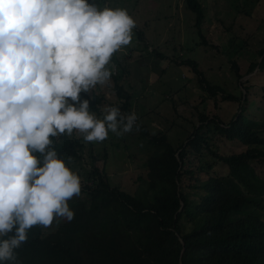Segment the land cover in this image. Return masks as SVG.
<instances>
[{"label": "trees", "instance_id": "1", "mask_svg": "<svg viewBox=\"0 0 264 264\" xmlns=\"http://www.w3.org/2000/svg\"><path fill=\"white\" fill-rule=\"evenodd\" d=\"M184 2L200 28L204 22L201 4L198 0ZM117 55L112 62L119 66ZM258 55L260 61L251 63L245 76L256 68L264 69V49ZM183 63L192 67L211 96L241 102L240 112L228 123L200 113L198 126L186 143L177 146L165 135L150 136L140 126L148 157L133 193L111 186L103 168L83 173L81 141L68 136L53 138L59 158L71 170H79L76 174L85 181L81 194L89 202L69 201L77 214L62 229L45 234L44 228L33 227L27 243L17 250L23 264H264V177L257 171L264 166V120L260 125L244 115L245 82L249 80L240 82L245 93L240 98L207 82L191 60ZM231 66L235 78L242 79L236 62ZM117 77V73L111 77L118 98L112 106L127 114L131 96ZM81 99L89 100L90 112L100 114L103 96L81 93ZM214 131L244 149L218 154L209 144V134ZM204 158L222 164L227 173L210 176L212 166ZM77 222L78 226H71Z\"/></svg>", "mask_w": 264, "mask_h": 264}, {"label": "clouds", "instance_id": "2", "mask_svg": "<svg viewBox=\"0 0 264 264\" xmlns=\"http://www.w3.org/2000/svg\"><path fill=\"white\" fill-rule=\"evenodd\" d=\"M125 8L95 0H0V264H23L17 250L33 227L72 222L81 178L53 138L103 143L140 130L135 111H89L81 93L111 83L114 54L132 41Z\"/></svg>", "mask_w": 264, "mask_h": 264}, {"label": "rangeland", "instance_id": "3", "mask_svg": "<svg viewBox=\"0 0 264 264\" xmlns=\"http://www.w3.org/2000/svg\"><path fill=\"white\" fill-rule=\"evenodd\" d=\"M95 2L101 8H125L136 21L131 43L118 52L120 65L112 62L111 68L113 75L117 73L118 83L130 93V109L137 113V123L145 127L150 136L165 135L171 144L177 146L186 143L194 126H198L200 113L228 123L240 112L241 102L223 101L221 95L207 93L184 60L194 62L207 82L220 86L226 94L241 98L242 92L243 98L240 82L248 79L245 82L248 91L244 115L262 125L264 69L259 71L256 68L252 74L245 75L251 63L260 61L258 52L264 49V0H198L204 15L200 28L195 26V15L184 0ZM233 62L244 76L240 80L235 78ZM93 94L104 98L99 105L100 114L95 113L102 119L105 106L118 101L114 81L111 79L110 84L97 85L89 92L90 96ZM72 137L83 144L80 159L83 173L92 171L93 167L103 168L111 186L134 192L137 179L145 173L148 157V147L141 139L140 131L134 130L121 137L109 132L103 143H86L78 133ZM209 138L211 148L220 155L235 154L244 149L239 142L227 141L215 131L209 134ZM204 162L212 166L210 176L227 173L222 164L209 158H204ZM257 171L264 177V166L257 167ZM81 182H85L83 178ZM87 183L91 185L90 181ZM73 200L85 205L89 202L84 194L70 201ZM80 215V220L84 221L85 211ZM66 222L62 218L58 223L54 221L52 226L44 228L45 234L62 229ZM71 226H78V222Z\"/></svg>", "mask_w": 264, "mask_h": 264}, {"label": "water", "instance_id": "4", "mask_svg": "<svg viewBox=\"0 0 264 264\" xmlns=\"http://www.w3.org/2000/svg\"><path fill=\"white\" fill-rule=\"evenodd\" d=\"M182 245H183V243H182Z\"/></svg>", "mask_w": 264, "mask_h": 264}]
</instances>
